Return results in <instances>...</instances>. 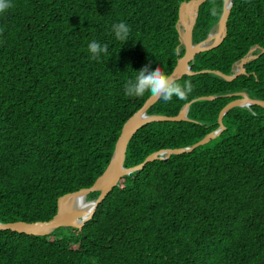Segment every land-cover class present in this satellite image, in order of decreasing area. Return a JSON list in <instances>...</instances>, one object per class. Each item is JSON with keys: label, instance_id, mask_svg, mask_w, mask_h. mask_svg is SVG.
Here are the masks:
<instances>
[{"label": "trees", "instance_id": "1", "mask_svg": "<svg viewBox=\"0 0 264 264\" xmlns=\"http://www.w3.org/2000/svg\"><path fill=\"white\" fill-rule=\"evenodd\" d=\"M190 0H11L0 13V221H44L59 198L89 187L110 161L125 120L150 93L124 86L143 66L169 75L184 53L176 22ZM223 0L199 7L193 42L206 38ZM124 22L128 40L115 39ZM227 32L197 53L191 69L232 73L264 48V0H232ZM93 40L107 53L93 60ZM259 52V49L254 51ZM228 81L212 71L183 75L188 100L158 99L151 121L128 142L124 166L166 148L190 146L218 127L236 92L264 100V52ZM225 128L190 152L147 162L120 178L81 229L45 235L0 230V264H264V108L236 106ZM99 191L87 194L93 200Z\"/></svg>", "mask_w": 264, "mask_h": 264}, {"label": "water", "instance_id": "2", "mask_svg": "<svg viewBox=\"0 0 264 264\" xmlns=\"http://www.w3.org/2000/svg\"><path fill=\"white\" fill-rule=\"evenodd\" d=\"M206 0H190L182 1L178 8V19L176 22V27L179 34V39L181 45L184 47V53L180 56L170 72L169 76H172L175 80L180 79L183 75L194 74L196 72H208L212 71L215 74L223 77L224 79L230 81L236 78L238 75L244 73L243 66L248 61L256 58L258 55L253 54L256 47H252L248 53L240 58L234 63L232 73L225 74L218 70H208L202 69L199 71H193L191 69V62L197 53L206 51L218 46L226 36L227 32V19L232 6V0H223V7L220 17L217 23L211 28L210 32L207 34L206 38L199 41L193 42V28L198 16L199 7ZM264 52V48H261L260 53ZM238 98L230 100L226 103L220 110L217 118L218 127L206 134L203 138L193 143L190 146L180 147V148H166L159 151H155L145 159L133 166H124V160L126 155V149L128 142L130 141L133 134L145 123L151 121H179L186 120L188 107L191 102L197 99H212L215 96H200L196 99L191 100L184 104L177 115L167 116L161 114H147V109L154 104L158 99L149 95V97L144 101L142 106L137 109L133 114H131L123 123L119 136L116 139L114 149L110 158L109 163L103 172L94 180V182L85 188L78 189L73 192L66 193L62 195L57 204L56 213L48 220L44 221H0V230H11L19 233L35 234V235H45L53 231L58 227H75L81 229L83 225L90 220L97 206L103 201L107 194L118 184L120 178L124 175H128L133 171L142 169L143 166L154 159H165L170 156V154H179L182 152H190L197 146L203 145L209 142L211 139L216 137L225 128L223 124V116L225 113L236 106L240 107H250L252 105H258L264 108V100L256 99L248 96L246 92H236ZM93 191H99L98 196L93 200H87L91 203V208L88 214L84 217L78 218L73 215L68 208V202L73 197L85 198L88 193Z\"/></svg>", "mask_w": 264, "mask_h": 264}, {"label": "clouds", "instance_id": "3", "mask_svg": "<svg viewBox=\"0 0 264 264\" xmlns=\"http://www.w3.org/2000/svg\"><path fill=\"white\" fill-rule=\"evenodd\" d=\"M12 6L11 0H0V13L6 12ZM112 31L116 40L121 42L128 40L130 29L124 22L114 24ZM88 51L95 60L101 53H107L108 45L102 46L93 40L88 44ZM136 73L134 79H129L125 83L124 92L127 96L142 97L147 92L152 97L168 103L174 96L181 101L188 100L193 92L194 86L190 81H185L181 85L172 76L166 75L160 67L149 70L148 65H145Z\"/></svg>", "mask_w": 264, "mask_h": 264}, {"label": "bare ground", "instance_id": "4", "mask_svg": "<svg viewBox=\"0 0 264 264\" xmlns=\"http://www.w3.org/2000/svg\"><path fill=\"white\" fill-rule=\"evenodd\" d=\"M68 204L69 210L78 218L86 216L91 208L90 202H87L85 198L78 196L71 198Z\"/></svg>", "mask_w": 264, "mask_h": 264}, {"label": "flooded vegetation", "instance_id": "5", "mask_svg": "<svg viewBox=\"0 0 264 264\" xmlns=\"http://www.w3.org/2000/svg\"><path fill=\"white\" fill-rule=\"evenodd\" d=\"M252 47H256V48L254 49V51H255L256 49H259V52H258V53H255V52L253 51V54H257V55H259V54H260V51H261V47H260L259 45H254V46H252ZM252 47H251V48H252ZM251 48H250V49H251ZM250 49H249V50H250ZM247 53H248V52H247Z\"/></svg>", "mask_w": 264, "mask_h": 264}]
</instances>
